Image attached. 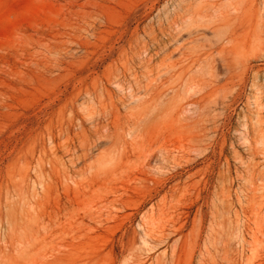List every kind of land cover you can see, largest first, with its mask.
Masks as SVG:
<instances>
[{
    "label": "rangeland",
    "instance_id": "1",
    "mask_svg": "<svg viewBox=\"0 0 264 264\" xmlns=\"http://www.w3.org/2000/svg\"><path fill=\"white\" fill-rule=\"evenodd\" d=\"M0 264H264V0H0Z\"/></svg>",
    "mask_w": 264,
    "mask_h": 264
}]
</instances>
